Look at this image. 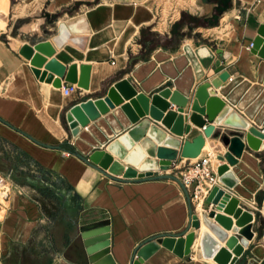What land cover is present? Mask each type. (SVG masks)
<instances>
[{
  "label": "crops",
  "instance_id": "obj_1",
  "mask_svg": "<svg viewBox=\"0 0 264 264\" xmlns=\"http://www.w3.org/2000/svg\"><path fill=\"white\" fill-rule=\"evenodd\" d=\"M158 15L154 0H0V172L10 179V195L0 204L3 264H86L78 252L77 245L81 242L76 224L79 211L84 209L100 208L108 214L110 252L117 264H127L135 247L146 238L161 233L177 234L187 227L189 194L179 177L184 165L205 157H209V166L216 172L215 156L225 151L217 135L204 136V146L197 157H181L179 149L173 165L157 171L158 174H172L177 179L114 181L69 152V144L77 137L70 136L65 114L81 102L103 98L109 87L121 79L135 83L131 78L132 70L153 60L158 52L168 57L156 61L154 70L175 57L186 56L193 73L191 94L198 85L227 71L230 78L215 89L217 94L230 80L239 78L241 81L234 89L248 82L249 87L242 91V97H249L253 86L264 88L263 83L257 82L261 59L248 48L259 26L264 24V0H194L191 8L183 10L174 20L162 22ZM77 16L84 17L85 29L71 35L81 36L84 45L82 48L70 45L75 54H64L69 58L67 66L76 65L77 75L81 64L90 65L88 88L82 89L75 84L76 89L64 94L62 87L72 83L62 79L61 87H54L51 82L38 80L19 49L32 40L52 43L58 24ZM180 18L182 24L178 22ZM172 34H177L175 43L169 41ZM53 46L57 53L63 52L64 47ZM168 80L166 76L159 88L168 85ZM141 91L137 89V94ZM259 97L260 94L250 95L249 104ZM118 98L121 103L110 101L105 112L98 110L99 117L89 118L87 125L82 127L81 131L99 144V147L90 145L92 150H105L107 144L134 126L124 128L114 119L122 128L116 133L104 120L130 100L120 94ZM221 98L226 100L223 95ZM231 106L248 119L244 109H238V103ZM171 108L173 110L175 105ZM142 119L170 134L149 115ZM100 120L114 134L112 138L107 136L105 143H97V137L89 130L94 128L104 137L101 129L95 126ZM185 124L191 129L179 137L182 140H191L201 133L190 121ZM215 128L226 129L217 124ZM30 137L61 147H45ZM129 139L133 146L138 145ZM260 152L261 148L250 155L261 181L252 182V187L256 185L254 191L243 188L253 200L238 191L233 190L231 194L242 207L252 212L250 224L254 225L260 216L263 233L264 161ZM112 156L139 171V165H130ZM153 159L159 160L157 156ZM207 194L202 193L196 202H191L197 205V213L208 206ZM217 213L230 217L232 227L235 226L236 219L224 210ZM204 231L209 232L201 222L195 230L188 256L179 258L161 247L147 264H217L213 256L205 257L202 253L200 236ZM226 232L231 235L232 229ZM210 235L220 248L225 247L224 241ZM249 244L264 248L262 234L258 237L254 231Z\"/></svg>",
  "mask_w": 264,
  "mask_h": 264
},
{
  "label": "water",
  "instance_id": "obj_2",
  "mask_svg": "<svg viewBox=\"0 0 264 264\" xmlns=\"http://www.w3.org/2000/svg\"><path fill=\"white\" fill-rule=\"evenodd\" d=\"M84 25L83 16L58 24L57 33L51 40L57 48L64 47L63 52L57 53L48 40H32L21 46L19 53L29 61L31 71L38 80L51 82L54 87H61V80L64 79L79 88H88L90 65L81 64L77 75L76 65L67 66L69 58L64 54V52L75 54L70 45L83 47L82 37L71 33L84 31ZM66 42L67 45L64 46ZM251 43L250 52L261 59L257 82L264 85V24L259 26ZM79 57L81 59V56ZM167 57V54L158 52L153 60L144 62L132 70L131 78L135 83L126 78L121 79L109 87L103 98L89 99L72 106L65 114V122L70 136L77 139L69 144L71 147L69 152L114 181L177 179L172 174H158L157 171L169 169L177 159L179 149L181 157H197L204 146V136L217 135L225 148L224 152L215 156L218 161L217 182L222 186L214 184L210 188L205 197L208 206L202 213L195 211L197 205L192 204L188 196L187 227L177 234L161 233L146 238L135 247L127 264H147L161 247L179 258L188 256L190 246L195 239V230L200 227L201 222L218 241L225 242V247L220 248L219 243L208 231L203 232L200 246L205 257L213 256L217 264H264V248L249 244L254 237V231L257 232L258 237L262 234L264 241L260 216L257 217L254 225L250 224L253 220L252 212L242 207L239 200L231 194L233 190L238 191L247 199L253 200L252 195L246 194L243 188L254 191L256 185L252 187V182L261 181L257 166L250 154L261 148L262 152L259 155L264 161V88L260 85L251 88L249 97L260 94L259 99L253 104H249V97H242V91L249 87L248 82H243L234 89V86L241 81L239 78L230 80L217 94L215 89L230 78L229 72L223 71L210 81L198 85L191 94L193 73L191 67L187 65L188 60L185 55L166 61L154 70L156 61ZM166 76L169 78V84L159 88ZM137 89L142 91L137 94ZM119 94L130 99L129 103L121 105L114 111L113 117L106 116L104 120L116 133L122 128L114 119L124 128L131 124L134 126L107 144L105 150H92L90 145L99 147V144L93 142L81 129L87 125L89 118L95 120L99 117L98 110L105 112L110 101L121 103ZM222 95L226 100L221 98ZM237 103L238 109H244V114L252 122L232 108L231 105ZM171 105H175L173 110ZM144 115H149L160 123L170 134L157 126L150 125L147 119L140 120ZM187 121L201 129V133L191 140H182L179 137H183L191 129L189 124H185ZM215 124L226 129L215 128ZM95 126L104 134L102 137L94 128L89 129L97 137V143H105L107 136L114 137L102 120L97 121ZM30 138L45 147H61ZM129 138L138 145L133 146ZM141 150L148 156L147 158ZM112 154L124 159L130 165H139V171L114 159ZM155 156L159 160H154ZM262 208L264 212V200ZM221 210L236 219L234 227L230 217L217 213ZM109 223L108 214L104 209L91 208L79 211L76 224L81 245H77V248H80L79 255L86 264H117L110 252ZM228 229H232L231 235L227 234ZM248 255H251V258H248Z\"/></svg>",
  "mask_w": 264,
  "mask_h": 264
},
{
  "label": "built area",
  "instance_id": "obj_3",
  "mask_svg": "<svg viewBox=\"0 0 264 264\" xmlns=\"http://www.w3.org/2000/svg\"><path fill=\"white\" fill-rule=\"evenodd\" d=\"M250 46H252V43L249 44L248 48ZM74 89H76V85L70 84L63 86L62 92L68 94ZM209 162V157H205L200 161L188 163L183 166L179 179L183 188L189 194L191 202H196L202 193L206 195L210 188L217 182L216 172L210 168ZM9 195L10 179L0 172V204L5 202ZM0 264H3L1 258Z\"/></svg>",
  "mask_w": 264,
  "mask_h": 264
},
{
  "label": "rangeland",
  "instance_id": "obj_4",
  "mask_svg": "<svg viewBox=\"0 0 264 264\" xmlns=\"http://www.w3.org/2000/svg\"><path fill=\"white\" fill-rule=\"evenodd\" d=\"M160 21L174 20L183 10L191 8L194 0H154ZM222 33V31H221Z\"/></svg>",
  "mask_w": 264,
  "mask_h": 264
},
{
  "label": "trees",
  "instance_id": "obj_5",
  "mask_svg": "<svg viewBox=\"0 0 264 264\" xmlns=\"http://www.w3.org/2000/svg\"><path fill=\"white\" fill-rule=\"evenodd\" d=\"M178 22H180V24H182V23H183V19L180 18V20H179ZM178 34H179V36L181 35L180 33H178ZM177 39H178L177 34H172V36L170 37L169 41L175 43V41H176Z\"/></svg>",
  "mask_w": 264,
  "mask_h": 264
},
{
  "label": "bare ground",
  "instance_id": "obj_6",
  "mask_svg": "<svg viewBox=\"0 0 264 264\" xmlns=\"http://www.w3.org/2000/svg\"><path fill=\"white\" fill-rule=\"evenodd\" d=\"M199 209H200V207H199ZM204 232H205V231H204ZM202 234H203V233H202ZM202 234H201V236H200V240H201Z\"/></svg>",
  "mask_w": 264,
  "mask_h": 264
}]
</instances>
